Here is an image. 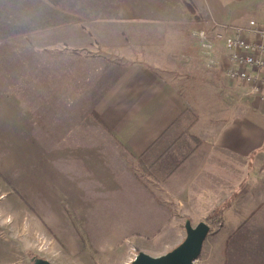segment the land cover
<instances>
[{"label":"crops","instance_id":"crops-1","mask_svg":"<svg viewBox=\"0 0 264 264\" xmlns=\"http://www.w3.org/2000/svg\"><path fill=\"white\" fill-rule=\"evenodd\" d=\"M188 1H185L187 9ZM172 2L0 0V10L22 11L19 18L12 12L9 15L11 25H19L21 28L20 35L9 34L6 41L18 38L25 41V49L22 48L19 55L22 74L40 76L36 88H27L53 90V98L51 95L34 98L36 112L30 108V99H21L15 103L13 99L8 100L10 104L6 106L5 125H0V137H4L6 142L1 149L5 155L3 158H6L3 162L10 164L8 169L5 166V178L11 184L10 178L20 176L22 185H25L26 175L31 174L32 177L36 172L30 164L20 169L11 167L9 160L12 141L21 145L25 157L24 153H33L31 151L34 149L29 138H77L79 119L89 117L80 115L78 119L73 116L61 120L60 112L55 115L54 110H49L51 115L43 117L40 106H55V102L76 106L81 101H88L84 100L86 98L83 94H91L88 96L89 103L81 105L96 106V133L99 138H103L105 145H97L95 148L85 146L87 153L97 155H91V159L86 158L94 167L108 163L112 170L109 175L111 179L107 171L103 172L106 169L100 172L103 176L96 179L92 177L96 181L93 184L94 190L99 189L100 183L102 188L112 185V192L117 194L125 189L123 200L138 203L131 209L133 215L129 216L140 219L179 216L200 219L209 210H213L219 219L216 228L218 232L227 227L224 222L226 218L223 221L221 218L227 217L229 223L228 233H225L228 236L222 242V252L229 251L228 257L232 251L234 255L237 253L242 256L243 262L236 264H248L249 259H259L256 262L264 264V99L249 93L246 82L227 77L225 68L228 64V51L223 43L214 44L217 48L215 52L193 54L188 47L184 51L168 52L164 63L147 59L145 49L143 55L140 54V60L135 55V58L129 60L124 54L126 40L122 29L112 30L108 36L103 31V35H99L93 28H88L108 25L110 20L116 27L129 20L138 26L148 19L158 26V31L164 28L166 32L169 24L179 25L183 21L174 20L168 14L154 16L151 11H170ZM192 2L200 24H209L215 19L233 23L246 22L251 18L264 21V0ZM110 11L120 13L111 14ZM124 11L132 14L126 18ZM136 34L146 35L140 30H136ZM106 35L109 38H105ZM153 35L155 37H146L144 41H158V33ZM169 39H172L170 35L165 37L166 41ZM183 48L185 45H182ZM32 62L37 64L31 65ZM49 73L52 74L51 82L45 77ZM261 73L264 75V67ZM39 82L43 83V88H40ZM237 84L252 96L237 97L241 91L237 89ZM54 90L66 93L60 97ZM201 93H211V97L206 98ZM214 106L217 109L215 113H221V122L211 123L206 129L199 128V109H213ZM220 106L224 108L221 110ZM14 107H18L20 112L14 111ZM9 131L22 132L23 136H19L21 141L18 143L13 140L19 137L2 135ZM108 142L116 150L115 157L107 152ZM205 142L207 145H204ZM53 147L60 151L61 147ZM77 147L76 141L74 145H67V150L71 153ZM14 151L15 154L19 153L12 149V154ZM125 153L131 156L133 163L142 165V176L133 173L131 176L127 170H115L118 164L124 163ZM86 158L84 164L89 166ZM85 165L82 170H85ZM54 167L50 163L45 169L44 165V170L35 176L37 181L52 176ZM176 170L180 174H176ZM52 178L60 183L56 177ZM34 184L36 182L29 180L27 191L37 186ZM50 185L55 187L53 183ZM119 186L123 188H117ZM49 194L47 192L46 196ZM69 194L74 196L72 187ZM177 202L182 209H178ZM179 210L182 211L180 215ZM231 259L237 258L233 256ZM229 264H232V260Z\"/></svg>","mask_w":264,"mask_h":264},{"label":"rangeland","instance_id":"rangeland-1","mask_svg":"<svg viewBox=\"0 0 264 264\" xmlns=\"http://www.w3.org/2000/svg\"><path fill=\"white\" fill-rule=\"evenodd\" d=\"M172 1L170 11H151L154 16L157 14L162 16L168 14L174 20L180 19L183 21L179 25L169 24L168 31L166 32L164 28L161 32L158 31V26L153 25L154 22L150 23L148 19L139 23L138 26L133 25L132 20H129L124 25L116 27L110 20L108 25L88 26V28H93L99 35H103L104 32L108 36L112 34V30L117 29L120 31L122 29V34L126 40L124 54L125 58L129 60L135 57L140 60V54L143 55L144 49L147 54H145L147 59L161 63L166 61L167 56L165 55L168 52L173 53L175 50L184 51V49H187L186 47L193 54L197 52H215V49H217L216 44L212 45L213 47L211 49H205L199 37L200 31L210 25L212 21L208 22L209 24H200V18L194 13L195 11L187 9L185 5L186 0ZM189 1L192 2V0ZM11 12L16 17L18 16V18L22 13L19 10L15 12L0 10L1 126L5 125L6 106L7 103L10 104L8 100L13 99L15 103L21 99H30L29 101L32 104L30 108L36 112L37 106L33 105L35 104L33 101H36L34 98L38 96L48 97L49 95L53 98V90L44 89L42 82H39L38 85L43 89L27 88L28 86L36 88V81L40 76L36 74H22L21 58L19 55L22 48L25 49V41L21 38L6 41V37L9 34L20 35L21 27L19 25L12 26L10 21H8ZM124 12L123 14H125L126 18L132 14L129 11ZM110 13L120 12L110 11ZM144 17L146 16L144 15ZM215 21L220 23L229 22L217 19ZM247 21L242 22V24L247 23ZM136 30H140L141 33H145L147 36L137 35ZM155 33H158V41H144V39L155 37L153 35ZM165 34H169L172 39L166 41L165 37L169 35ZM108 36L105 38H109ZM137 42L141 43L136 44ZM182 45H185V48L182 49ZM124 60L126 61V59ZM33 64L36 65L37 63L32 62L31 65ZM27 65H24V67L27 68ZM45 77L50 82L52 81L51 73ZM237 89L241 90L237 97L252 96L251 94H247L246 91L244 92L239 86ZM54 92H57L60 97H63L66 93L65 91L59 90H54ZM84 93H86L85 90ZM90 95L83 94V97L86 98L84 100L89 101L88 96ZM201 95H204L206 98L211 97V93H201ZM88 101H81V104L89 103ZM81 104L68 106L55 102V106L42 105L39 107L43 110L42 116L51 115L49 110H54L55 115L59 111L61 120L66 117L73 118V116H77L76 118L78 119L80 115H89L90 118L85 116L79 119L76 126L77 138H29L30 144L33 145L34 149L31 151L33 153H24L25 157L23 156L21 145L12 141L13 146L10 149L11 160H9L11 167L20 169V167L30 164L36 169L35 176H37L44 170V165L45 169L50 163L55 165V172L51 173L52 176L48 174L50 177H40L42 182L39 180L38 182L35 176L31 177V174L26 175L24 179L25 185H22V177L20 176L17 177L15 175L12 179L10 178L9 181L11 184L6 180V168L8 169L10 164L3 162L6 158H3L5 155L3 156L4 152H1V149L5 146L6 142L4 137H0V264H32L35 257L46 258L55 264H131V261L139 251H144L151 255H159L177 245L186 234L184 228L186 219L190 220L193 225L201 220L206 221L210 225V231L203 241L201 252L195 260V264H229L231 260L232 264L243 262V257L237 253L234 255L233 253L235 252L233 251L230 257L232 258L234 256L237 259L228 257L229 251L227 250L222 252V242L228 236L225 233H228L229 223L227 217L221 218L220 220L222 221L226 218L224 222L227 224V227L218 232L216 228L219 219L213 210H209L200 219L180 216L172 218L158 217L156 219L142 217L144 219H140L135 216H129L133 215L131 209L133 206L138 205V203L123 200L125 198L123 195L125 189L117 194L112 192L114 189L112 185L102 188L100 183L99 189L94 190L93 184L96 181L92 177L95 176L93 178L96 179L98 176H103L100 173L103 169H106L103 172L107 171L109 177L110 171L112 170L108 163L103 165L97 164V167H94L88 160L91 159V155L96 157L97 155L93 152L87 153L88 150H86L87 147L85 146L95 148L97 145L98 147L105 145V142L100 137L102 139L101 141L96 133V128L98 127L95 121L96 106ZM220 108L222 110L224 107L220 106ZM14 109V111L20 112L18 107H14ZM203 109H199L198 111V116L200 117L199 128L206 129L209 128L211 123L221 122V113H215L217 112L216 106L213 109L211 107H203ZM3 129L5 130V127ZM51 133L53 132H46V134ZM2 135L6 137L23 136L20 131H9L2 133ZM13 140H17L19 143L21 137L14 138ZM76 141L78 147L69 153L67 145H74ZM53 145H56L58 147L57 149L61 147L59 149L60 151H56V147H53ZM204 145H207V142ZM107 147V152L115 157L117 153L113 145L108 142ZM12 149H16L19 153L15 154L16 152L14 151L12 154ZM51 149L55 151L52 152L50 151ZM85 158L88 160L89 166L84 164L83 160ZM123 162L115 167L116 171L124 172L127 170L131 176V173L139 176L143 175L144 169L142 171V165L133 163L129 154L125 155ZM84 165L86 168L82 170L84 169ZM106 166L107 168H105ZM176 174H180V171L176 170ZM52 177H56L55 179L59 180L60 183L53 181ZM109 178L111 179L112 177ZM29 180L34 183L36 182L34 185L37 186H32L30 187V191H27L29 187L26 184ZM120 181L124 180L120 179ZM51 183L55 184V187H51ZM71 187L73 195L77 196V203L73 201L74 196L69 194ZM107 187L108 191H106ZM117 188L121 189L123 187L119 186ZM47 192L50 193L48 196H46ZM176 205L178 209L181 208L180 203L177 202ZM181 212L179 210V215ZM223 257H225L224 261ZM256 261H259V259H249L248 264H260V262Z\"/></svg>","mask_w":264,"mask_h":264},{"label":"built area","instance_id":"built-area-1","mask_svg":"<svg viewBox=\"0 0 264 264\" xmlns=\"http://www.w3.org/2000/svg\"><path fill=\"white\" fill-rule=\"evenodd\" d=\"M199 37L205 49L222 42L228 51L227 77L246 82L249 93L264 99V75L261 73L264 67V21L251 18L242 24L212 20L200 31Z\"/></svg>","mask_w":264,"mask_h":264},{"label":"water","instance_id":"water-1","mask_svg":"<svg viewBox=\"0 0 264 264\" xmlns=\"http://www.w3.org/2000/svg\"><path fill=\"white\" fill-rule=\"evenodd\" d=\"M184 228L186 232L184 238L173 248L159 255L139 251L131 264H195L203 241L210 231V225L204 220L193 225L190 220L186 219ZM32 264L55 263L43 257H35Z\"/></svg>","mask_w":264,"mask_h":264},{"label":"trees","instance_id":"trees-1","mask_svg":"<svg viewBox=\"0 0 264 264\" xmlns=\"http://www.w3.org/2000/svg\"><path fill=\"white\" fill-rule=\"evenodd\" d=\"M186 3H187V5H188L189 9H190L191 11H194V4H193L191 1H188V2H186Z\"/></svg>","mask_w":264,"mask_h":264}]
</instances>
